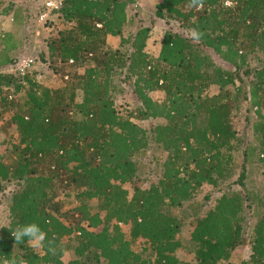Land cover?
<instances>
[{
    "label": "trees",
    "instance_id": "obj_1",
    "mask_svg": "<svg viewBox=\"0 0 264 264\" xmlns=\"http://www.w3.org/2000/svg\"><path fill=\"white\" fill-rule=\"evenodd\" d=\"M135 3L64 0L51 11L35 59L62 78L69 68L58 87L40 85L34 66L0 72V121L8 113L17 134L11 155L0 153V192L13 185L0 264H223L244 247L240 264H264V196L246 185L251 167L264 182V0H155L154 18L182 29L162 33L156 56L146 50L151 26L128 14ZM2 36L0 67L23 44ZM125 90L131 107L116 102ZM242 108L246 136L234 128ZM147 120L161 122L138 123ZM153 149L165 157L144 183L141 156ZM203 185L221 194L192 213L183 241L190 211L173 210ZM29 223L47 234L40 253L11 234Z\"/></svg>",
    "mask_w": 264,
    "mask_h": 264
},
{
    "label": "rangeland",
    "instance_id": "obj_2",
    "mask_svg": "<svg viewBox=\"0 0 264 264\" xmlns=\"http://www.w3.org/2000/svg\"><path fill=\"white\" fill-rule=\"evenodd\" d=\"M154 3L155 0H138L135 3L133 8L128 10L129 15L135 14L137 18H141V23L143 25H150L151 26V33L150 38L148 40L146 50L152 54L157 55L159 48H160V38L162 33L169 29H177V26H171V23L165 22V20L155 19L154 18ZM6 12L2 13L5 14L4 17L0 18V49L2 45V35L10 33L13 36L19 38V41L23 42L22 46H17L13 51V56L16 57L14 59H23L26 57H33L34 59L39 55L40 52L44 49V38L49 32L50 26H46L43 23H39L36 21L37 13L42 8L40 6L39 1L37 0H26L25 7L21 3L14 2V0H8L6 2ZM23 6V7H22ZM19 7V8H18ZM22 7V8H21ZM25 9V10H24ZM11 12V13H10ZM10 14L17 16H13L14 21H10ZM49 17V16H48ZM47 17V18H48ZM46 18V19H47ZM53 18L56 20L55 16ZM131 31L135 30V27H129ZM13 40L12 42H14ZM112 46L116 47L118 45V39L112 38L110 39ZM17 42V41H16ZM15 42V43H16ZM12 65L2 66L0 67V72L6 73L10 71V67ZM33 69H37V81L40 85L46 87H58L62 84V82L67 81L66 79L70 80L73 73L69 71V68L64 70V77L62 78L61 74L52 73V69L48 67L46 63L40 62V60L35 59V64L33 65ZM82 72V69L79 70V73ZM15 73V72H10ZM15 75H17L15 73ZM67 76V77H66ZM118 80V79H117ZM9 94H12V88L8 90ZM24 94V90L22 92L15 95V97H21ZM153 99L161 101L163 98V93L160 91H155L151 93ZM116 102L118 104H125L126 106H133L135 104L133 97L125 90L124 93L120 94L116 98ZM253 114V113H252ZM251 114V115H252ZM244 115V108L241 109L240 112L236 114L234 119V128L238 133L249 134L251 132V127H245L246 121L243 117ZM8 113L5 114L3 120L0 121V153L3 154L5 157H9L10 153V143L12 141H17V134L15 132L14 125H7L8 122ZM161 122V120H153V121H139V125L148 129L151 125L157 124ZM237 154V153H235ZM165 157V153L157 151L155 149L148 150L145 155L141 156L143 170H142V177L141 181L144 183L147 182L148 178L157 177V173L154 172L158 168L155 165L157 161L162 160ZM239 156H237V161L239 164ZM255 168L251 167L248 173V179L246 180V185L249 188H259L264 196V182L261 181V177L257 176L255 173ZM238 168L236 172H238ZM13 188L12 184L7 185L1 192H0V228L6 225L9 222V210H8V197L10 195L11 189ZM233 189H239L238 185H233ZM223 192V190H222ZM221 194V190L213 188L210 185H203L201 192L193 198L190 202L184 203L183 207L173 210V213L176 215H180L184 209L189 210L190 212L185 211L183 220V226L180 232V238L185 241L187 237L188 230L190 228V223L194 220L195 215H200L204 212L205 209L211 207L214 204V200L219 197ZM206 196H209L207 199ZM92 210H98V203L93 202ZM184 213V212H183ZM189 215V216H188ZM31 246V245H30ZM141 243L138 241L136 242V248L139 249ZM35 252L40 253L41 249L35 250ZM248 256V249L247 247L240 248L233 252L231 258L228 262L223 264H240V262L246 259ZM70 257V252H67L64 256V260L67 261ZM179 258L181 259H189L190 255L188 252L179 254Z\"/></svg>",
    "mask_w": 264,
    "mask_h": 264
},
{
    "label": "built area",
    "instance_id": "obj_3",
    "mask_svg": "<svg viewBox=\"0 0 264 264\" xmlns=\"http://www.w3.org/2000/svg\"><path fill=\"white\" fill-rule=\"evenodd\" d=\"M42 7L37 13L36 21L43 23L51 11L57 10L61 7L64 0H37ZM138 0H135L137 3ZM230 4V3H225ZM10 21H13V15L10 14ZM72 62V60L70 61ZM35 64V59L33 57H26L23 59H18L11 67L8 72H15L20 76H24L28 70H30ZM67 77V76H66Z\"/></svg>",
    "mask_w": 264,
    "mask_h": 264
},
{
    "label": "clouds",
    "instance_id": "obj_4",
    "mask_svg": "<svg viewBox=\"0 0 264 264\" xmlns=\"http://www.w3.org/2000/svg\"><path fill=\"white\" fill-rule=\"evenodd\" d=\"M199 33L194 32L193 37L199 39ZM15 243H27L35 250H39L45 246L47 234L41 229L37 223H29L17 226L12 232Z\"/></svg>",
    "mask_w": 264,
    "mask_h": 264
},
{
    "label": "crops",
    "instance_id": "obj_5",
    "mask_svg": "<svg viewBox=\"0 0 264 264\" xmlns=\"http://www.w3.org/2000/svg\"><path fill=\"white\" fill-rule=\"evenodd\" d=\"M14 2H16V4L18 3H21L23 4L24 6L26 5V0H14ZM11 13V12H10ZM5 14L3 15L2 13L0 14V18L4 17ZM112 39V38H111Z\"/></svg>",
    "mask_w": 264,
    "mask_h": 264
}]
</instances>
